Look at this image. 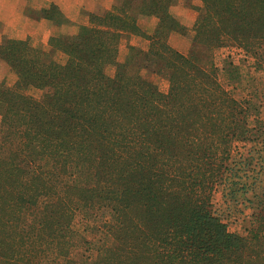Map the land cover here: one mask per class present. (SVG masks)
Returning <instances> with one entry per match:
<instances>
[{
  "label": "trees",
  "instance_id": "trees-1",
  "mask_svg": "<svg viewBox=\"0 0 264 264\" xmlns=\"http://www.w3.org/2000/svg\"><path fill=\"white\" fill-rule=\"evenodd\" d=\"M193 1L117 0L49 49L0 45L16 76L0 82V264H79L70 251L85 239L73 221L95 210L108 211L114 240L95 264H264V84L239 100L203 67L232 46L264 69V0ZM180 3L197 12L187 55L169 42L190 32L172 12ZM53 9L45 18L60 25ZM152 19L148 33L140 22ZM131 36L147 48L131 45L119 62ZM144 72L166 78L168 92ZM224 73L245 82L232 63ZM81 167L92 186L68 183ZM225 183L253 209L246 235L214 209Z\"/></svg>",
  "mask_w": 264,
  "mask_h": 264
},
{
  "label": "rangeland",
  "instance_id": "rangeland-1",
  "mask_svg": "<svg viewBox=\"0 0 264 264\" xmlns=\"http://www.w3.org/2000/svg\"><path fill=\"white\" fill-rule=\"evenodd\" d=\"M117 0H115L116 3ZM196 5L199 4L197 0L193 1ZM114 3V4H115ZM114 6V5H113ZM55 5H50L48 8H42L39 10L29 9L26 12H30L32 16L38 17L41 19L51 15V12L54 10ZM112 9V8H111ZM110 9V10H111ZM172 12L189 28V35L182 36L180 34H174L170 37V44L179 52L184 55L189 53L191 47V38L193 36V26L197 17V12L193 9L188 8L186 4H181L175 6L172 9ZM86 13V12H85ZM82 14L87 18L86 14ZM63 15V14H62ZM47 19V18H46ZM62 23L58 26L68 27L70 21L66 17L63 16ZM87 20H85V24H87ZM84 23L77 26V31L72 32L65 29V31H61L55 34V36H73L80 31V28L85 25ZM140 24L142 27L147 30L148 33H151L155 27L156 20L152 19L151 21H141ZM57 26V25H56ZM76 29V28H75ZM53 37V36H51ZM50 37V38H51ZM49 39L44 41H40V38H36L35 36L29 37L28 39H24L23 41L28 40L32 46L42 47L45 49H49ZM14 39V38H11ZM21 40V39H14ZM39 40V41H37ZM139 46L142 48H147L148 43L141 39L140 37L131 36L129 38H123L119 43V54L118 61L123 62L128 54L129 46ZM57 59L59 62L63 63L65 61L63 55H57ZM2 61V60H1ZM5 63V62H4ZM229 63H232L234 66L239 68L243 75H245V82L241 85L240 83L230 84L228 82L227 76L224 73V68L228 66ZM6 64V63H5ZM8 67L7 74L1 73L3 76L0 79V82H5L7 85L12 86L16 81L15 74ZM203 67L212 70L213 68H217L219 70V79L221 83L226 87L228 91H230L237 99L242 100L246 96H250L254 92V90L258 87L262 89L264 84V69L261 71L256 70L253 65V60L246 56V54L239 50L238 48L228 46L222 49L217 50L214 53V56L210 59H207L203 62ZM1 72V71H0ZM107 74L109 76H114L115 67L110 66L107 69ZM145 77L150 78L154 81L160 91L163 93H167L169 89V83L166 78L161 76L151 75L149 73H143ZM30 94L39 95L36 91H30ZM261 105L264 111V92L262 91ZM264 115V112H263ZM0 131H2L1 127V116H0ZM2 142V137H0V143ZM238 147V146H237ZM236 147V149H237ZM238 152H244V148L238 147ZM239 156L237 153L233 156L234 161H239ZM68 183L75 184L81 187H90L93 185V181L89 176L88 170L85 167H81L77 174L68 179ZM214 209L217 214L224 220V222L228 225V228L233 233H238L241 235H246V229L248 228L251 220V216L253 214V209L249 206V204L245 201L242 194L237 195L236 200H231L230 198V187L228 183L223 185H219L213 197ZM87 216V220L83 218V216L77 213L75 220L73 221V227L83 235L84 239L76 240V244L70 251V258L77 261L79 264H95V259L100 253L104 252V249L113 246L114 240L113 238L106 232L105 230V220L107 219L108 211H91L84 213ZM43 216V213L39 212L37 216V220L39 221ZM78 242V243H77ZM60 262H65L64 259H60ZM43 264H49V261H44Z\"/></svg>",
  "mask_w": 264,
  "mask_h": 264
},
{
  "label": "crops",
  "instance_id": "crops-1",
  "mask_svg": "<svg viewBox=\"0 0 264 264\" xmlns=\"http://www.w3.org/2000/svg\"><path fill=\"white\" fill-rule=\"evenodd\" d=\"M115 0H0V45L7 39H28L29 37L40 38V41L55 36L67 28L69 31H77V26L87 20L82 14L103 13L110 10ZM59 8L64 17L69 19L68 27H58L54 21L42 17H34L26 10H39L48 8L50 5ZM57 25V26H56ZM76 28V29H75ZM39 41V40H37ZM1 73L7 74L8 67L0 60Z\"/></svg>",
  "mask_w": 264,
  "mask_h": 264
}]
</instances>
